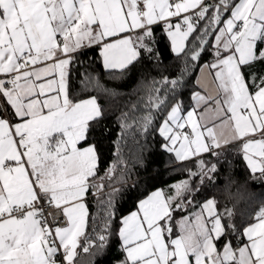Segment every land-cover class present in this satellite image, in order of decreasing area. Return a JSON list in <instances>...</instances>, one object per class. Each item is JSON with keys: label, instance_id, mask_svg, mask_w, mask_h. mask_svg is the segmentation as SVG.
<instances>
[{"label": "snow or ice", "instance_id": "snow-or-ice-1", "mask_svg": "<svg viewBox=\"0 0 264 264\" xmlns=\"http://www.w3.org/2000/svg\"><path fill=\"white\" fill-rule=\"evenodd\" d=\"M156 26L211 80L198 79L187 106L176 91L182 76L154 81L139 120L119 118L121 139L151 129L178 161L197 157L198 170L118 223L113 189L97 220L88 198L106 185L94 183L91 133L104 110L88 93L102 86L75 66L95 46L104 68L123 75L156 55ZM204 54L212 59L201 65ZM230 152L264 181V0H0V264H80L113 236L116 264H264V206L246 225L214 197L189 211L194 179H212ZM118 168H127L119 153L105 177Z\"/></svg>", "mask_w": 264, "mask_h": 264}, {"label": "trees", "instance_id": "trees-1", "mask_svg": "<svg viewBox=\"0 0 264 264\" xmlns=\"http://www.w3.org/2000/svg\"><path fill=\"white\" fill-rule=\"evenodd\" d=\"M155 36L156 55L144 58L123 75L103 67L98 47L87 50V56L80 57L75 66L80 73L87 72L98 78L102 86L95 91L89 89L88 93L97 96L104 110V118L91 133L99 147V172L94 182L106 185L104 193L88 198L90 215L97 220L104 212L103 203L113 193V189H119L113 196L115 220L118 223L121 217L135 210L139 200L159 189L167 191L173 184L188 177L189 170H198L197 159L177 164L173 153L161 147L162 137L151 129L146 136L138 129L125 131L121 139L119 118L122 113H128L139 120L146 111L145 102L154 81L160 82L163 77L182 76L181 86L176 91L186 106L191 103L193 92L198 91L196 78L200 68L186 65L183 56L178 57L171 51L170 41L160 26H156ZM211 59L210 54H204L200 64ZM73 78L75 81L76 71L73 72ZM158 86L167 87L162 84ZM104 88L109 91L104 92ZM76 95L80 96L81 92L77 91ZM117 153L122 160L127 161V168H118L114 178L105 177L106 169L116 162ZM202 158L217 163L216 157L205 155ZM217 168L212 179H205L203 184H200L199 178L194 179L198 194H194L195 201L189 211L198 210V205L205 199L214 197L221 212L224 207L234 209L236 223L246 225L252 221L257 210L264 206V181L251 177L245 162L234 152L228 154L227 162L221 157ZM118 256V240L113 236L105 252L97 256L81 255L80 264H92L93 260L95 264H116Z\"/></svg>", "mask_w": 264, "mask_h": 264}, {"label": "crops", "instance_id": "crops-1", "mask_svg": "<svg viewBox=\"0 0 264 264\" xmlns=\"http://www.w3.org/2000/svg\"><path fill=\"white\" fill-rule=\"evenodd\" d=\"M93 47H95V46H93ZM101 58H102V57H101ZM102 64H103V60H102ZM103 67H104V66H103ZM106 70H107V71H116V70H108V69H106ZM206 76H207L206 71H205V72H202V71L199 69L198 74H197V78H196V85H197V87H198V91L201 90L200 85H198V83H197L198 79L201 80V81H202L203 83H205V84H207L208 82H210L211 77H207V79L205 80V77H206ZM208 118H209V119H214V116L209 115ZM173 155H174V153H173ZM205 155H207V154H204L203 157H204ZM174 157H175V155H174ZM194 159H197V157H192V158H190L189 160L184 161V162H188V161H191V160H194ZM175 161L177 162V164L184 163V162H180V161H178V160L176 159V157H175ZM159 190H161V189H159ZM195 211H199V209H198V210H195Z\"/></svg>", "mask_w": 264, "mask_h": 264}, {"label": "built area", "instance_id": "built-area-1", "mask_svg": "<svg viewBox=\"0 0 264 264\" xmlns=\"http://www.w3.org/2000/svg\"><path fill=\"white\" fill-rule=\"evenodd\" d=\"M95 184H100L99 182H94ZM105 192V189H103V191H101V192H99L98 194H96V195H91L90 194V196L89 197H94V196H98V195H100L101 193H104Z\"/></svg>", "mask_w": 264, "mask_h": 264}, {"label": "rangeland", "instance_id": "rangeland-1", "mask_svg": "<svg viewBox=\"0 0 264 264\" xmlns=\"http://www.w3.org/2000/svg\"><path fill=\"white\" fill-rule=\"evenodd\" d=\"M175 158V157H174ZM101 183V182H100Z\"/></svg>", "mask_w": 264, "mask_h": 264}]
</instances>
